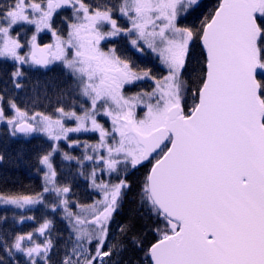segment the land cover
Returning <instances> with one entry per match:
<instances>
[{
    "label": "snow or ice",
    "instance_id": "snow-or-ice-1",
    "mask_svg": "<svg viewBox=\"0 0 264 264\" xmlns=\"http://www.w3.org/2000/svg\"><path fill=\"white\" fill-rule=\"evenodd\" d=\"M0 65V136L47 144L42 190L0 206L65 226L0 215V264H264V0H0Z\"/></svg>",
    "mask_w": 264,
    "mask_h": 264
},
{
    "label": "trees",
    "instance_id": "trees-1",
    "mask_svg": "<svg viewBox=\"0 0 264 264\" xmlns=\"http://www.w3.org/2000/svg\"><path fill=\"white\" fill-rule=\"evenodd\" d=\"M131 59L135 62V64L141 67H149L144 66L140 62H137L136 58L133 56L131 57ZM5 67L9 66L5 65ZM59 71V68H54L51 72L48 73L34 72L31 73V75L33 78L39 77L41 79H44L46 76L52 77L54 75H58ZM22 95L23 93H21V96ZM2 131L3 128L0 132ZM21 143L22 141H10L6 137L0 136V153L6 154L4 162L0 164V192L10 194H34L42 190V174L38 173L33 166L34 160L32 159V153L35 151H39V149L35 147L36 145L43 144L46 148L47 144H45L42 140H32L30 151L24 156L23 160H21L17 156V151ZM72 154L77 155L75 150ZM59 161L60 157L57 156L55 158V163L59 165ZM141 172H143V169H141ZM85 188L86 186L84 182L79 181L73 188L74 195L70 197V199L79 200L81 203H91V200L96 198L95 194L90 191H86ZM47 199L50 200L51 197H47ZM4 214H7L9 218L8 224L4 227L14 232H28L35 229L36 226L42 222V219L45 216L55 221L56 230L65 231L64 222L60 219L62 213L60 211H57L55 214H53L44 206L40 207L36 211L28 213V216H35L36 219L33 220V223H27L23 225L14 223V215L18 217L21 214L15 212L11 206H7L6 213L5 207L0 206V215Z\"/></svg>",
    "mask_w": 264,
    "mask_h": 264
},
{
    "label": "flooded vegetation",
    "instance_id": "flooded-vegetation-1",
    "mask_svg": "<svg viewBox=\"0 0 264 264\" xmlns=\"http://www.w3.org/2000/svg\"><path fill=\"white\" fill-rule=\"evenodd\" d=\"M205 3L210 7L211 5L216 3V0H205ZM207 9H205L206 11ZM62 14H67V13H62ZM121 24H124L125 22L123 20L120 21ZM51 39L50 34L48 33H44L41 35V41L46 43ZM117 47L120 49V52L122 55L127 56L129 58H131L132 56L136 58L137 62H140L141 64H143L144 66H149L151 68H153V70L156 72H161L162 71V66L159 65V61L158 59H156V57L151 54L150 52H146L145 54H140L138 52H136L135 50L131 49L130 47H127L125 45V41L123 39H120L118 41H116ZM10 67V65H8ZM0 67H5V65H0ZM138 87H146V85L141 84L138 85L137 87H133L128 89L129 91H136ZM101 122L105 123L106 126L108 125V122L106 119L102 118ZM3 127L0 126V131ZM98 138V134H93V133H87V134H73L72 135V139H81V140H91V141H95ZM76 154L79 155L80 152L82 151V149H76ZM43 205H36V206H32V210H27V209H14L15 212H17L18 214L21 215H25L28 216V213L32 212V211H36L37 209H39L40 207H42ZM33 220H29V221H25L24 223L20 224H27V223H33ZM39 226V224L36 226V228Z\"/></svg>",
    "mask_w": 264,
    "mask_h": 264
}]
</instances>
